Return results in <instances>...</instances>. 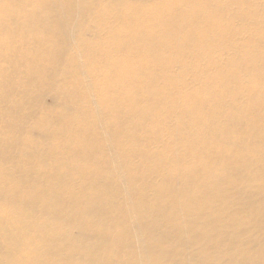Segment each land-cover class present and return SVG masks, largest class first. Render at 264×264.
Returning <instances> with one entry per match:
<instances>
[{
	"label": "bare ground",
	"instance_id": "6f19581e",
	"mask_svg": "<svg viewBox=\"0 0 264 264\" xmlns=\"http://www.w3.org/2000/svg\"><path fill=\"white\" fill-rule=\"evenodd\" d=\"M0 264H264V0H0Z\"/></svg>",
	"mask_w": 264,
	"mask_h": 264
}]
</instances>
